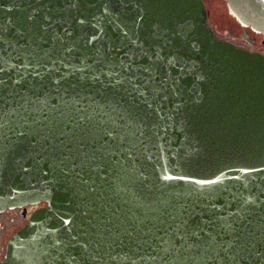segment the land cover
Listing matches in <instances>:
<instances>
[{
	"label": "water",
	"instance_id": "1",
	"mask_svg": "<svg viewBox=\"0 0 264 264\" xmlns=\"http://www.w3.org/2000/svg\"><path fill=\"white\" fill-rule=\"evenodd\" d=\"M40 202L0 264H226L264 235V55L203 0H0V209Z\"/></svg>",
	"mask_w": 264,
	"mask_h": 264
},
{
	"label": "flooded vegetation",
	"instance_id": "2",
	"mask_svg": "<svg viewBox=\"0 0 264 264\" xmlns=\"http://www.w3.org/2000/svg\"><path fill=\"white\" fill-rule=\"evenodd\" d=\"M204 4H205V1H204ZM205 8H206V5H205ZM206 10H207V8H206ZM207 13H208V22H209L210 26L212 27L213 31L215 32L216 26H215L214 22L211 21V19H209L210 13L208 10H207ZM229 21H230L231 25H233V27H230L231 29L229 27L224 29L223 31H224L225 37H222V38L219 37L220 39L227 40V41L233 43L236 47L243 48V49L250 50V51H256V52H259L261 54H264L263 50L255 49V48H249L248 44H250V42L248 40L245 41L241 36L242 31H244L245 29L243 27H241L231 17L229 18ZM246 31H247V29H246ZM248 32H249L248 36H250V37H248V39L250 40V38H253V40H254L253 43L255 42V39L257 36H262V35L254 34L251 31H248ZM262 37H263L262 43H264V36H262ZM239 40L244 42L246 47L239 45L237 43ZM44 206H46V204L41 202L37 205L28 204V205L23 206V207H13V208L0 209V263H2L3 260L5 259L7 245L9 243L11 237L29 222V219H30V217L34 211H36L38 208H41Z\"/></svg>",
	"mask_w": 264,
	"mask_h": 264
},
{
	"label": "snow or ice",
	"instance_id": "3",
	"mask_svg": "<svg viewBox=\"0 0 264 264\" xmlns=\"http://www.w3.org/2000/svg\"><path fill=\"white\" fill-rule=\"evenodd\" d=\"M31 19V17H29ZM64 135V133H60ZM89 162L97 159L95 155L87 158ZM77 158L75 156H65L61 161V164L64 165V169H67L68 164H71L72 168H77L80 165L76 162ZM83 163V161H81ZM99 167V165H97ZM79 175V173H77ZM195 235V233H193ZM251 237V234H249ZM221 247L215 251L213 259L217 257L226 262V264H238L239 259H245L247 256L255 254L256 257L260 258V264H264V235L261 236L260 240H255V238L248 239L246 241L241 240L239 236H233L231 239L221 242ZM256 244H261L262 247L259 251L256 250ZM86 247V246H85ZM246 255H242L245 254Z\"/></svg>",
	"mask_w": 264,
	"mask_h": 264
},
{
	"label": "rangeland",
	"instance_id": "4",
	"mask_svg": "<svg viewBox=\"0 0 264 264\" xmlns=\"http://www.w3.org/2000/svg\"><path fill=\"white\" fill-rule=\"evenodd\" d=\"M206 5L207 10L209 11V15L211 21L214 22L216 26V34L218 37L222 38L224 36V29L233 27L229 21V16L227 14L226 6L223 0H204ZM203 1V2H204ZM231 29V28H230ZM262 36H257L255 39V42L253 44H248L249 48H255V49H260L264 51V43H262ZM241 46H245V43L239 40L237 42Z\"/></svg>",
	"mask_w": 264,
	"mask_h": 264
}]
</instances>
